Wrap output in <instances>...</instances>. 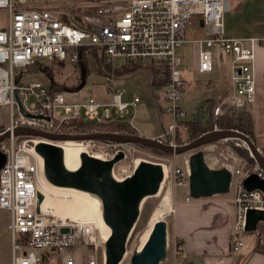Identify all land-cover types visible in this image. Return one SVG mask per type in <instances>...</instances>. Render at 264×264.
Returning a JSON list of instances; mask_svg holds the SVG:
<instances>
[{"label": "built area", "instance_id": "built-area-1", "mask_svg": "<svg viewBox=\"0 0 264 264\" xmlns=\"http://www.w3.org/2000/svg\"><path fill=\"white\" fill-rule=\"evenodd\" d=\"M229 9L228 0H0V12L8 17V25L0 26V108L8 111L5 132H10L0 143V152L6 156L0 169V209L10 213L12 257L9 264L106 262L105 246L102 252L98 250L97 227L91 221L63 218L45 207L51 189L45 178L44 163L35 152L36 146L39 143L59 145L62 141L14 135L18 128L75 135L73 122L124 119L130 107L139 108L141 98L135 97L130 103L123 101L124 83L114 70L126 63L154 65L169 72L161 94L172 123L160 139L175 145L179 122L187 119L180 105L185 82L177 67L178 51L187 43L199 47L195 71L201 75L214 72L216 47L221 48L223 55L232 57V87L220 98L214 116L219 118L230 108L252 110L256 102L255 45L259 40L226 35L223 19ZM193 20L203 22L207 38H186V29ZM94 54L100 58L107 90L112 93L110 103L101 104L94 99L68 102V92L53 82L18 81L23 77L16 70L35 65L39 68V64L54 60L77 66L83 59L96 61ZM114 156L107 152L104 160ZM135 168L134 165L132 170L128 169L124 179ZM227 168L236 190L231 251L238 252L244 245L241 238L246 233L247 211H264V192L247 191L244 181L252 175L264 181V169L256 163ZM172 174L174 188L189 189L188 161L185 171L172 168ZM39 196L43 198L41 202ZM180 249L177 246L176 252Z\"/></svg>", "mask_w": 264, "mask_h": 264}, {"label": "rangeland", "instance_id": "rangeland-1", "mask_svg": "<svg viewBox=\"0 0 264 264\" xmlns=\"http://www.w3.org/2000/svg\"><path fill=\"white\" fill-rule=\"evenodd\" d=\"M54 1L61 2L66 0ZM234 1L235 0H231L232 4L238 6L242 3L243 0H237V2ZM245 5L246 8L242 16L234 14L231 9L229 10V12L225 13L223 20L224 26L226 27V32H230L235 29L237 33L243 35H262L261 31H264V0H261V3L254 4V2H249ZM192 23V26L187 27V39L192 40L205 38L207 36L206 28H200L199 26L194 25L195 21H193ZM7 25V14H5L4 12H0V26L6 27ZM179 53H182V55L178 58L177 67L181 71L182 77L185 78L187 81V85L184 89L185 92L182 95L183 100L180 105L182 109L187 113L186 120L200 119L205 122L208 117V112H210V110L214 106H211L209 104L211 101L203 103L201 106V100L210 98L213 101V99L215 100V98L208 91H199L197 88H192V86L196 84L197 78V75L194 73V71L197 67V59L199 53L198 47L196 44L187 43L185 44L182 50H179ZM223 61L224 62L217 60V62H221L219 65H222L224 63L223 67H220L223 69V72H221L220 77L228 74L227 68L230 64V60H228L227 57H225V60ZM98 65L99 64H97V62L94 60L87 63L89 75L85 77V84L82 88L80 87L82 86L84 81L82 78L83 73L81 75L79 71V64L75 66L69 61H50L45 65H41L37 73L32 74L27 73L26 69H19L16 71L23 78L28 77V80L31 82H53L60 84L68 92L66 93L68 102H82L89 99L104 102L111 101L112 93H109L107 91V82L106 77L104 76L105 74L104 72H101ZM141 68H137L139 70L122 78V80H124L125 82V87L127 89V92L123 97V101L130 102L133 100L134 97L140 96L145 99L146 106L140 109L137 113L133 111L134 113L131 114L135 115L137 118L135 126L139 129V131H141V133L145 134L147 137L160 136L163 134L164 130L166 131L168 126L172 123V117L169 114H160L159 112L160 110H165V108H167L168 105L165 100L161 103H157L155 99H152L153 102L150 100L148 93V80L150 81L153 69H149V66H143ZM183 69H185L187 73H183ZM131 70L132 69L128 71L130 72ZM158 89L160 90L161 88ZM223 97L224 95L222 96V98ZM159 107H162V109ZM252 111H250L251 114ZM139 118H142L144 124H138L140 123ZM8 123L9 114L7 109L0 108L1 126H7ZM154 139H156V137ZM169 139L172 140V135L169 136ZM75 142H79L82 148L87 150L90 155H100L104 158L107 152H110L111 155H116L119 151L124 152V159L119 162L114 168V175L120 179L124 178V175L127 173L128 169H133V166L135 165V161L137 159L154 162L160 164L161 166L167 165L166 167L169 170L166 181L164 182L163 186H161L160 193L156 196L148 197L142 202L139 218L128 237L126 243V253L120 264H131V259L133 255L139 251L142 245L144 234L151 222V215H153V212L159 207L163 195H165L168 190L171 191L173 210L171 214L162 219V221L166 222V224L168 225V229L170 228V220L174 211L175 201L182 198V196L188 190L187 187L174 188V186L172 185V168H180L185 171L187 167V161L189 162L191 155L197 152L203 154L204 161L213 170H220L229 166L235 168H240L244 166L249 167L255 163V160L254 162L248 160V156L251 155L247 146H245L243 142L240 143L236 141L224 144L221 143L203 146L197 150L184 153L178 156L163 155L147 150L146 148H142L135 144L109 145L110 143L100 141ZM257 147L259 150H264L263 146L260 145L258 141ZM84 193V191H80L74 188L55 186V189L51 191V194L48 196V199L51 200V202L58 208L62 209H71L75 206H79V204L81 205L82 203L88 204V206L92 210V216L89 219H93L91 220V223L94 224L95 228L97 227V232L99 236L98 250L102 252L103 245L105 246L106 240L108 238L105 237V234L107 233L103 231L106 230V228L103 225L104 222L102 218V206L97 204V199L95 196L89 193ZM9 222L10 213L6 210L0 209V264H9L11 262L12 245L11 236L8 229ZM253 235L254 234L244 233L241 238L243 243H253ZM263 240L264 237L260 239L261 245H263V243H261ZM261 245L260 248L264 250V246ZM171 251V243L169 242L167 237V256L166 259L160 264H170Z\"/></svg>", "mask_w": 264, "mask_h": 264}, {"label": "water", "instance_id": "water-1", "mask_svg": "<svg viewBox=\"0 0 264 264\" xmlns=\"http://www.w3.org/2000/svg\"><path fill=\"white\" fill-rule=\"evenodd\" d=\"M202 24V23H201ZM83 84L86 70L82 68ZM28 71L37 72L39 68L30 66ZM17 98L20 109L21 103ZM14 135L41 137L50 141H100L113 144H135L137 146L158 150L172 156H178L209 146L223 140H240L249 150L256 164L264 169V156L256 145L245 135L235 131H213L197 140L182 146L163 143L142 135H125L117 133L94 134H52L31 128H18ZM10 136L5 132L0 136V143ZM36 152L44 160V171L48 181L58 187L74 188L100 197L102 199V218L110 228V235L105 244V264H120L126 253V243L140 215L142 202L156 196L164 180L163 168L160 164L143 161L135 168L133 174L117 181L113 168L121 162L125 154L119 151L110 160L94 158L88 152L80 154V166L75 171L66 168L64 150L58 146L39 143ZM6 162V156L0 152V169ZM189 195L192 199L210 198L215 195L227 194L230 191L233 176L228 168L211 169L204 161L203 154L193 153L189 160ZM247 191L261 190L264 192V181L256 175L244 181ZM40 202L42 196H39ZM264 223V211L250 209L246 214V233L257 231L259 224ZM167 224L165 221L155 223L142 249L133 255L131 264H160L167 256Z\"/></svg>", "mask_w": 264, "mask_h": 264}, {"label": "crops", "instance_id": "crops-1", "mask_svg": "<svg viewBox=\"0 0 264 264\" xmlns=\"http://www.w3.org/2000/svg\"><path fill=\"white\" fill-rule=\"evenodd\" d=\"M228 1L230 4V9L233 11V13L240 16H242L245 11L246 3L249 2H254V4L261 3V0H243L240 5L236 6L232 4L231 0ZM235 1L237 2V0ZM193 21H195L194 25H197L200 28H205L201 20H193ZM224 29H226V27ZM261 32L262 35H243L237 33L235 29L230 32H226L225 30L226 35L232 38H241V39L255 38L259 40V43L255 45L256 58L253 68L254 75L256 77V102L252 109L253 111L250 108L249 110L252 111L255 133L258 143H260V145H262L264 148V42H262V39H264V31ZM207 37L208 36H206L205 38ZM203 39H192V40H203ZM184 46L182 47V49L184 48ZM198 51H199V47H198ZM215 54L217 59L215 63L216 67L213 73L201 75L196 71H194V73L197 75V78H196V84L193 85L192 88H197L199 91H208L215 98V100L213 99V101L210 98L202 99L201 106L203 103L211 101L209 104L211 106L216 107L219 104L220 98L223 95H225L232 87L231 69H230L232 57L223 55L220 47L215 48ZM178 55L181 57L182 53H179L178 51ZM225 57H227L228 60H230L229 67L227 68L228 74L220 77L221 72H223V69L220 67H223L224 63L222 65L219 64L221 62H224L223 60H225ZM217 60L221 62H217ZM122 66L123 65L119 66V68H121ZM183 70H184L183 73H187L185 69ZM37 72L27 70V73L30 74ZM24 79L26 80L25 82H31L28 80V77L23 78V80ZM119 79L122 80V78ZM183 79L186 87L187 81L185 78ZM122 81L124 83L122 88L125 89L127 92V89L125 87V82L124 80ZM148 83H149L148 93L150 100L153 102L152 99H155L157 103L164 102L165 99L161 94V89L159 90L156 88L152 90V92H150L149 80ZM139 98H141V105L139 106V108L134 109L130 107L128 110V114L125 116V118L121 120L119 119L117 121L119 122L123 121L129 123L132 126V128H134L139 133L138 135L147 137L145 134L141 133V131H139V129L135 126L137 120L136 116L131 115L134 112L137 113L140 109L146 106L145 99H143L141 96ZM111 101H106V102L98 101V102L101 104H107L110 103ZM159 108L162 109V107ZM162 110L159 111L160 114L162 113L166 114L165 110L163 111ZM192 120H200V119H192ZM139 122L140 123L138 124H144L142 118H139ZM104 123H108V122H104ZM162 135L152 136L147 138L154 139L156 137L157 139L160 138ZM188 194H189V189L185 192L182 198L175 201L174 211L171 216L169 229L167 225V231H168L167 237L172 247L170 264H264V250L263 249L258 250L257 247L258 245L261 244L260 241L257 240L256 235H253L254 236L253 243L244 244L243 247L238 252L231 251V230L234 223V214H235V206L233 204V200L236 195V190L234 186L231 185L230 191L227 194L215 195L210 198H204L199 200L192 199L190 197L191 200L187 201ZM263 242L264 240L261 243ZM177 246H181V249L178 253L176 252Z\"/></svg>", "mask_w": 264, "mask_h": 264}, {"label": "trees", "instance_id": "trees-1", "mask_svg": "<svg viewBox=\"0 0 264 264\" xmlns=\"http://www.w3.org/2000/svg\"><path fill=\"white\" fill-rule=\"evenodd\" d=\"M94 55L96 57L95 59L97 64H99L98 67L101 70L102 64L100 58L96 54ZM87 63L88 62L83 59L78 66L81 75L83 70L82 68H85L86 77L89 75ZM41 65L42 64L38 65L39 68ZM141 67L143 66L138 64L126 63L121 68H117L116 70H114V73L118 78H123L124 76L139 70L137 68H141ZM129 68L132 69L130 72L128 71L130 70ZM105 69L108 72L111 71L110 68L105 67ZM149 69L151 70L153 69L150 77V92H152V90L156 88L157 89L164 88L168 83V75H169L168 69L154 65L149 66ZM18 81L25 82L26 80L20 79ZM54 84L61 86L60 84L57 83ZM62 88L63 90H66L64 87ZM213 110L214 107L210 110V112H208V117L205 122L201 120L180 121L179 122L180 126L175 134V139H174L175 145L182 146L187 143H191L197 140L198 138H200L201 136L213 131H235L247 136L257 147L258 140L255 133L253 116L249 109L238 110V109L230 108L223 116L219 118H216L214 116ZM72 125L75 126V132L78 134H92V133H117V134H125V135L139 134L134 128H132V126L129 123L123 121L120 122L112 121L108 123H100L95 121L94 122L79 121V122H73ZM5 129H6L5 126L0 125V134L5 132ZM158 140L163 143H167L163 139L159 138ZM233 141L242 143L240 140H223L215 144H221V143L224 144ZM147 150L167 156H172L158 150H153V149H147ZM260 153L264 156V150H260ZM248 160L254 162V158L252 156H248ZM250 234L256 235L257 240L260 241V239L264 237V223L259 224L257 231ZM257 248L258 250H261L260 245H258Z\"/></svg>", "mask_w": 264, "mask_h": 264}, {"label": "bare ground", "instance_id": "bare-ground-1", "mask_svg": "<svg viewBox=\"0 0 264 264\" xmlns=\"http://www.w3.org/2000/svg\"><path fill=\"white\" fill-rule=\"evenodd\" d=\"M37 142H41V141H37ZM58 146H60L64 150V161H65L66 168L70 171L77 170L80 166V154L83 152H87V150L83 149L81 144H79V142L77 143L75 141L61 142V143H59ZM35 152H36V150H35ZM37 155L39 156L41 163H44L43 158L38 153H37ZM93 156H94V158L104 160V157H101L100 155H93ZM143 161H146V160L137 159L135 161V167H137L138 164H140ZM166 166H164V165L162 166L163 172H164V181L162 182L161 186H163V184L166 181V178L168 176V173H169L168 172L169 170L167 169ZM45 178H46L47 182L49 183V188L51 189V191H53L55 189V186L52 185L48 181L46 175H45ZM114 178L119 182L124 180V178L120 179V178L116 177L115 175H114ZM56 187H58V186H56ZM160 191H161V189H160ZM160 191H159V193H160ZM84 194H87V192H85ZM93 196H95V195H93ZM95 197L97 199V204H99L100 206H103L102 199L100 197H97V196H95ZM86 205L88 206V204L82 203L81 205L79 204V206H75L71 209H62V208H58L56 205H54L51 202V200H49V199L45 200V207L50 208V210L55 212V214H58L59 216H61L63 218H70V219L78 220V221H88V220L91 221V220H93V219H89L92 216V210L89 206L87 208ZM172 210L173 209H172L171 191L168 190L165 193V195H163L162 201L160 202L159 207L153 212V215H151L152 216L151 222H150V224H149V226H148V228L144 234V237L142 240V245H141L139 251L142 249V247L146 243L155 223L164 219L168 215H170ZM103 225L106 228V230H103V231H105L107 233V234H105L106 235L105 237L107 238L110 235V228L105 223Z\"/></svg>", "mask_w": 264, "mask_h": 264}, {"label": "flooded vegetation", "instance_id": "flooded-vegetation-1", "mask_svg": "<svg viewBox=\"0 0 264 264\" xmlns=\"http://www.w3.org/2000/svg\"><path fill=\"white\" fill-rule=\"evenodd\" d=\"M76 135H83V134H78V133H75ZM92 134H94V133H92Z\"/></svg>", "mask_w": 264, "mask_h": 264}]
</instances>
